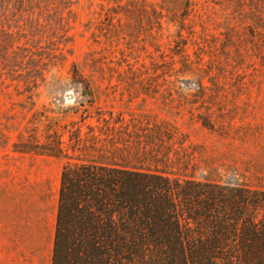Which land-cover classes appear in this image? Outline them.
I'll return each mask as SVG.
<instances>
[{"label": "rangeland", "instance_id": "rangeland-1", "mask_svg": "<svg viewBox=\"0 0 264 264\" xmlns=\"http://www.w3.org/2000/svg\"><path fill=\"white\" fill-rule=\"evenodd\" d=\"M136 157L264 192V0H0V264L65 166Z\"/></svg>", "mask_w": 264, "mask_h": 264}, {"label": "trees", "instance_id": "trees-1", "mask_svg": "<svg viewBox=\"0 0 264 264\" xmlns=\"http://www.w3.org/2000/svg\"><path fill=\"white\" fill-rule=\"evenodd\" d=\"M146 162L63 168L51 264H264L263 191Z\"/></svg>", "mask_w": 264, "mask_h": 264}, {"label": "crops", "instance_id": "crops-1", "mask_svg": "<svg viewBox=\"0 0 264 264\" xmlns=\"http://www.w3.org/2000/svg\"><path fill=\"white\" fill-rule=\"evenodd\" d=\"M55 234V223L53 232L47 231L44 235L45 240L37 239L30 240L29 251L23 252V254L16 255L15 257H9V264H51V255L53 250ZM41 249H44L43 251Z\"/></svg>", "mask_w": 264, "mask_h": 264}]
</instances>
